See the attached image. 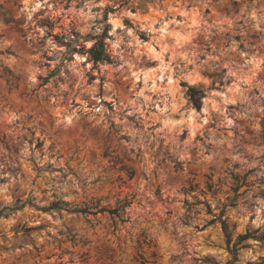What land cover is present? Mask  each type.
<instances>
[{
    "label": "rangeland",
    "instance_id": "374dc122",
    "mask_svg": "<svg viewBox=\"0 0 264 264\" xmlns=\"http://www.w3.org/2000/svg\"><path fill=\"white\" fill-rule=\"evenodd\" d=\"M0 264H264V0H0Z\"/></svg>",
    "mask_w": 264,
    "mask_h": 264
},
{
    "label": "trees",
    "instance_id": "16d2710c",
    "mask_svg": "<svg viewBox=\"0 0 264 264\" xmlns=\"http://www.w3.org/2000/svg\"><path fill=\"white\" fill-rule=\"evenodd\" d=\"M90 53H91V55L94 58H106L107 57L104 53H102L101 48L100 49L99 48H95V49L94 48H90ZM187 91L189 93V97H190L193 105L198 106L199 100H200V91L197 88L193 87V86H188L187 87ZM226 227H227V225L222 220L221 221V229H222V232H223V234L225 236L226 242H228L230 234L227 231ZM243 235L244 234H238V236H243Z\"/></svg>",
    "mask_w": 264,
    "mask_h": 264
}]
</instances>
